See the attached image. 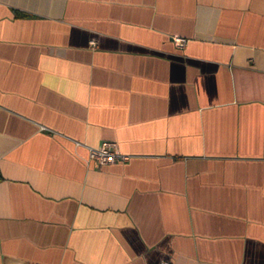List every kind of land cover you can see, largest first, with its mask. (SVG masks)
I'll list each match as a JSON object with an SVG mask.
<instances>
[{
	"label": "crops",
	"instance_id": "1",
	"mask_svg": "<svg viewBox=\"0 0 264 264\" xmlns=\"http://www.w3.org/2000/svg\"><path fill=\"white\" fill-rule=\"evenodd\" d=\"M162 261L264 264V0H0V264Z\"/></svg>",
	"mask_w": 264,
	"mask_h": 264
},
{
	"label": "built area",
	"instance_id": "2",
	"mask_svg": "<svg viewBox=\"0 0 264 264\" xmlns=\"http://www.w3.org/2000/svg\"><path fill=\"white\" fill-rule=\"evenodd\" d=\"M173 40L182 46L187 41L186 38L174 36ZM89 157L95 159L100 164L113 163L116 161H124L128 156L120 153L117 149L116 142L103 141L98 147L89 148ZM159 264H170L168 261H162Z\"/></svg>",
	"mask_w": 264,
	"mask_h": 264
}]
</instances>
